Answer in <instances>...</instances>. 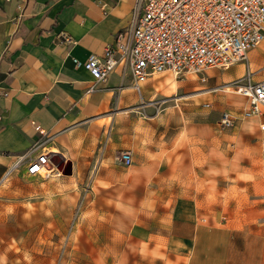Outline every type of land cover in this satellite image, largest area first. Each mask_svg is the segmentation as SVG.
<instances>
[{
    "label": "crops",
    "instance_id": "0c3cea01",
    "mask_svg": "<svg viewBox=\"0 0 264 264\" xmlns=\"http://www.w3.org/2000/svg\"><path fill=\"white\" fill-rule=\"evenodd\" d=\"M136 1L0 0V264H19V254L35 259V231L50 226L47 215L65 208L68 184L80 192L75 185L88 175L95 197L107 191L108 198L140 200L124 201L121 215L107 226L134 248L121 261L229 264L233 235L254 232V192L234 190L240 177L232 173L239 174L242 162H228L253 122L245 121L252 119L244 116L245 98L220 102L221 91L212 92L220 85L210 79L220 70L208 72L207 83L193 76L172 87L154 76L139 93L129 73L117 70L96 85L75 65L101 56L120 35L128 39ZM248 59L253 80L264 81V43ZM234 68L237 75L247 72L245 63ZM179 93L202 109L181 111L178 99L176 105L168 101ZM158 100L168 102L156 113L150 103ZM218 103L229 108L220 119L233 114L232 131L215 122L218 111L205 112ZM256 117L262 126L264 116ZM126 151L130 167L120 159ZM43 152L52 159L50 173L29 176L31 160ZM67 163L69 175L63 172Z\"/></svg>",
    "mask_w": 264,
    "mask_h": 264
},
{
    "label": "built area",
    "instance_id": "2783aa9c",
    "mask_svg": "<svg viewBox=\"0 0 264 264\" xmlns=\"http://www.w3.org/2000/svg\"><path fill=\"white\" fill-rule=\"evenodd\" d=\"M124 39L120 35L101 56L92 55L84 63L75 60V65L84 67L96 85L107 83L117 70L123 77L129 73L134 89L141 93L150 78L166 72L196 76L207 83L208 72L228 71L245 63L246 74L231 87L248 103L246 118L264 116V81L253 80L248 64V53L264 43V0H137L132 29ZM243 80L248 81L240 84ZM94 91V87L88 89ZM219 123L232 129L235 118L225 112ZM36 130L45 135L40 127ZM120 159L126 167L133 164L129 151ZM51 164L49 153L43 152L31 160L28 175H40Z\"/></svg>",
    "mask_w": 264,
    "mask_h": 264
},
{
    "label": "rangeland",
    "instance_id": "374dc122",
    "mask_svg": "<svg viewBox=\"0 0 264 264\" xmlns=\"http://www.w3.org/2000/svg\"><path fill=\"white\" fill-rule=\"evenodd\" d=\"M232 68L227 72L216 71L217 77L210 79L212 83L219 82L220 102L224 101L222 99L227 96L235 98L240 96L234 92L231 87L234 84L231 83L241 80L246 73L243 72L237 75L238 70ZM156 77L158 81H165L168 87H172L175 86L176 82L178 85L185 81L187 77L192 78L193 76H175L172 73H165ZM247 81L243 80L239 83L244 84ZM175 97L173 96V99L169 98L168 101H172L173 105H176L175 100L178 99L181 111H184L190 105L202 109L200 105H193L192 101L186 99L185 96H181L180 93L177 98ZM168 101L158 100L150 104L157 107L155 109L157 113L161 106H163V109L167 106L165 104ZM233 103L237 102L233 101ZM219 104L215 106V109L205 110L207 113L214 112V110L219 112L215 122L220 119L223 110L229 111L227 107H221L220 109ZM245 121L246 123L253 122L251 125L246 124L250 128V133L239 147L236 156L234 157L232 153L228 162H242V167L235 169L239 174L232 173V175L240 177L239 181L234 183V190L246 192L248 196H250V191L253 190L254 192V232L235 233L233 235L229 264H264V131L261 129L259 118L254 117L245 119ZM219 127L225 129L222 126ZM226 130L232 131L233 129ZM251 162H253V165H251ZM93 171L96 172V168ZM63 172L67 175L71 173L70 163L65 165ZM43 175L48 174L43 172ZM252 175L254 178L253 184H251ZM92 179L93 176L88 175L85 181L75 185L80 192H74L70 187L71 185L68 184L65 208L61 209L60 214L47 215V221H44L51 223L50 226L43 223L39 228L41 230L35 231L36 240L30 246L35 259L28 258L31 259V261H28L25 255L19 254L23 258L19 264H135L132 261L129 262L128 259L126 261L120 260L124 251L132 253L134 248L122 245V241L113 237V231L109 230L107 226L108 223H114L113 218L117 214L121 215L124 201L130 204H138L140 200L134 198L127 200L108 198L107 196L111 193L107 191L96 193L99 195L95 197L91 193L93 190ZM136 208L141 209L140 206H136ZM133 209L135 208L133 207ZM59 223H65L66 229L58 231ZM48 230L51 232H48Z\"/></svg>",
    "mask_w": 264,
    "mask_h": 264
},
{
    "label": "bare ground",
    "instance_id": "6f19581e",
    "mask_svg": "<svg viewBox=\"0 0 264 264\" xmlns=\"http://www.w3.org/2000/svg\"><path fill=\"white\" fill-rule=\"evenodd\" d=\"M43 172H46L47 174H49L50 173V171L49 170H44ZM43 172L41 173V174H43ZM45 174V173H44Z\"/></svg>",
    "mask_w": 264,
    "mask_h": 264
}]
</instances>
